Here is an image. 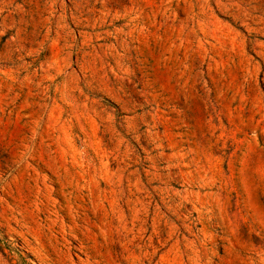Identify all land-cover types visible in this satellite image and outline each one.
Masks as SVG:
<instances>
[{"label": "rangeland", "instance_id": "obj_1", "mask_svg": "<svg viewBox=\"0 0 264 264\" xmlns=\"http://www.w3.org/2000/svg\"><path fill=\"white\" fill-rule=\"evenodd\" d=\"M0 264H264V0H0Z\"/></svg>", "mask_w": 264, "mask_h": 264}]
</instances>
